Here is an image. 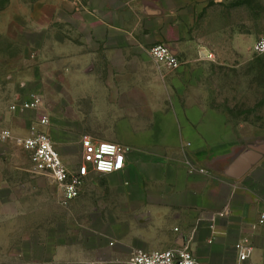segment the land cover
<instances>
[{
  "label": "crops",
  "instance_id": "crops-1",
  "mask_svg": "<svg viewBox=\"0 0 264 264\" xmlns=\"http://www.w3.org/2000/svg\"><path fill=\"white\" fill-rule=\"evenodd\" d=\"M54 16L55 73L73 78L44 76L43 101H117L105 140L128 149L127 163L91 171L78 198L54 207L52 224L39 210L41 225L23 243L26 264H128L138 251L184 246L204 264H236L243 239L264 264L263 157L239 178L224 172L221 115L206 107L207 68L198 64L213 54L189 50L181 6L57 0ZM165 37L183 62L176 70L149 52Z\"/></svg>",
  "mask_w": 264,
  "mask_h": 264
},
{
  "label": "rangeland",
  "instance_id": "rangeland-1",
  "mask_svg": "<svg viewBox=\"0 0 264 264\" xmlns=\"http://www.w3.org/2000/svg\"><path fill=\"white\" fill-rule=\"evenodd\" d=\"M56 1L0 0V132L8 128L13 135L8 140L0 138V264H26L23 243L39 221L41 225L38 211L45 210L46 223L52 224L54 207L67 206L62 204L58 186L49 175L35 170L31 153L17 138L27 136L34 127L45 130L66 164L75 168L81 161L84 136L105 140L114 133L117 101H112L114 105H108L109 101H44L39 110L11 109L31 93L41 95L44 76L52 84L73 78L55 73L59 62L54 50ZM160 3L166 8L181 6L190 51L196 45L213 54L198 64L207 68L206 107L221 115L222 152L218 155L226 172L243 152L264 148V54L253 52L254 43L264 35V0ZM154 44L168 43L165 37ZM44 114L50 124L39 127ZM208 127L212 131L213 125ZM234 149L237 153L228 154Z\"/></svg>",
  "mask_w": 264,
  "mask_h": 264
},
{
  "label": "built area",
  "instance_id": "built-area-1",
  "mask_svg": "<svg viewBox=\"0 0 264 264\" xmlns=\"http://www.w3.org/2000/svg\"><path fill=\"white\" fill-rule=\"evenodd\" d=\"M149 52L157 64L167 70H176L182 65V59L168 44H155ZM255 54H264V35L260 36L253 45ZM211 57V56H210ZM44 105L41 95L31 93L27 99H21L13 104L11 109L15 112H28L39 110ZM50 117L44 114L39 127H47ZM0 138L8 140L13 138L8 128L0 132ZM18 144L31 153V160L37 172L46 173L58 186L62 195V204L69 205L79 197L85 180L91 171L111 174L121 172L127 163V148L109 140H98L86 135L82 139V157L77 167H69L63 159L54 140L43 129L34 130L27 136L17 138ZM264 218V215H263ZM237 253L236 264H255L251 258L254 253L253 244L243 239L235 244ZM128 264H204L193 253L189 246L182 248L138 251Z\"/></svg>",
  "mask_w": 264,
  "mask_h": 264
},
{
  "label": "water",
  "instance_id": "water-1",
  "mask_svg": "<svg viewBox=\"0 0 264 264\" xmlns=\"http://www.w3.org/2000/svg\"><path fill=\"white\" fill-rule=\"evenodd\" d=\"M264 155V148L249 149L240 154L226 169V174L239 178Z\"/></svg>",
  "mask_w": 264,
  "mask_h": 264
}]
</instances>
